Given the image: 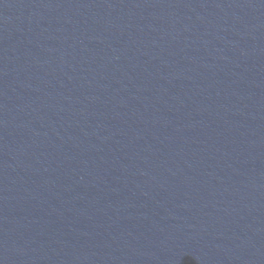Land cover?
<instances>
[{
	"label": "water",
	"instance_id": "95a60500",
	"mask_svg": "<svg viewBox=\"0 0 264 264\" xmlns=\"http://www.w3.org/2000/svg\"><path fill=\"white\" fill-rule=\"evenodd\" d=\"M0 264H264V0H0Z\"/></svg>",
	"mask_w": 264,
	"mask_h": 264
}]
</instances>
